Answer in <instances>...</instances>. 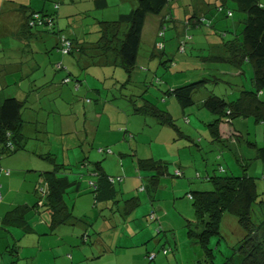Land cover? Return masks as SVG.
I'll return each instance as SVG.
<instances>
[{
  "label": "rangeland",
  "instance_id": "374dc122",
  "mask_svg": "<svg viewBox=\"0 0 264 264\" xmlns=\"http://www.w3.org/2000/svg\"><path fill=\"white\" fill-rule=\"evenodd\" d=\"M17 1L21 3L25 1L24 3L27 5L31 3L33 6L40 9L46 7L47 10L53 11L55 20L58 21L57 28L61 30L60 32L72 41H76L75 45L72 47L74 53H64V50H61L60 47L56 46L58 42L59 44H62L59 41L58 35L49 31H42L43 38L41 41L36 42L34 49L37 52L35 55L38 59L49 63L51 67L53 64H55V67H58L59 64H64L65 60L70 68L76 74H80L83 78H86L84 82L87 80L92 87L95 86L93 85L96 80L94 77H100L98 80L101 84H97V87L102 89L101 93L97 94L91 90L93 91V95H88V97L92 98L90 102L79 98L82 97L85 90L82 86V91L77 92L78 87L76 85L77 91L75 93L78 96L76 105L82 106L83 103H88V105L93 106L103 104V106L99 108L97 114L91 115L95 124L101 122L97 120V118L102 115V125H106L108 121L111 129L118 130L123 126V129H121L122 134L126 132V130H131L134 133L133 138L129 137L125 139V151L121 155L122 157L118 155V159L124 163L121 164L122 168L124 165L129 168L131 166V161L134 162L133 158L135 156H132V153H134L132 147H134V149L135 147H138L140 150L138 157L147 158L149 157V153L145 147L147 146V148H149L150 146H154L156 147V150H158L160 158L165 156L163 160L172 163V161H174L172 158L174 154L177 153L178 150L180 151V148H182L183 145L191 143V146H186L182 151L186 156L188 155L190 160V163L185 162L183 165L188 169L186 170L185 176H165L162 178L157 194L159 200H157V202L155 201L154 204L157 208L162 206L160 222H163L164 227H161L159 221L156 228H154V224L152 225L154 233L149 242L150 245L148 246L150 251L148 258L152 259V257L154 258L157 254L158 261H160L161 258H164L165 260L168 258L172 264H197L198 260L203 258L204 250L202 246L198 244L199 241L197 238L189 235L188 225L190 221H193L192 225L196 227V230L200 231L203 227L194 222L196 220V213L193 200L189 197V192L193 190L213 188L208 175H211L214 172L219 174L222 173L220 170L221 165L224 166L227 173L241 175L243 173L242 165L236 160L235 152L243 156L247 163V160L250 157L255 156L256 153V150L248 143V141H255L259 146H264V131L263 128H260L257 125L253 117L241 118L235 121V127H237V130L242 131V135H230V137H227L223 142H215L213 141V134L210 126V122L214 121L215 115L204 107H201V100L206 93V90L202 89L196 92L194 95L196 104L186 108L185 111L182 109L175 96L167 94V90L188 80H199L206 75L205 72L213 75L217 74L222 79L223 82L221 84H210L208 86L217 94L225 92L226 87L228 86L227 82L234 83L235 87H238L237 89L241 88L243 84L247 85L246 87H249L253 74L252 67L249 64L244 66L245 72H243V74L236 72V69L228 62H219L217 65L211 66L208 65L207 62L202 61L199 55L202 53V56H206L211 50L206 49L201 52L197 49L199 44L207 46L210 44H221L223 39L231 38L232 32L238 33L242 28V23L240 21L243 14L235 10L233 11V15L229 16L223 14L221 11H215L213 9L214 15L212 20H206L203 26L188 29L186 33H182L184 26L181 23L173 24L172 22L167 21L165 24L166 47L164 55L163 51L156 48V38L158 37L157 30L161 29L162 19H164L169 13L168 11L171 10L173 15L178 18L179 22H181L187 14L192 13L194 9L193 7L195 6V0H173L171 2V7L167 6L160 15L151 14L147 16L142 33L137 65L135 66L133 73H127V71L120 65H107V63H105L103 65L92 64L90 66V72L94 75H88L84 68L86 58H82L77 43H79L80 40L88 42L89 44L87 43L86 45V51L91 55H96L97 51H100L99 47L95 44L101 35L100 29L102 24L100 21L117 19L121 13L129 12L136 6V0H107L108 4L103 7H97L96 0ZM210 2H214V0H210ZM57 5H59V7H57ZM203 6L202 0L197 1L198 9ZM233 7H235V5L231 6V8ZM64 12H71V14L65 17L59 16V14L62 15ZM6 15H9V12H7ZM7 19L8 18L5 15L0 16V30L3 25L8 24ZM172 25L175 26V28H173ZM213 26L219 31L215 32ZM225 28L230 29L231 33L224 34L222 30ZM8 33L9 32L5 33L3 37H0V60L3 61L16 54L14 51L8 50V47L16 46V44L13 43V37ZM188 33L192 34L191 39L186 38ZM183 34L184 36L182 38L181 35ZM78 36H82V38ZM62 37L63 36H61V38ZM185 39L187 40V43H184V41H186ZM181 43H184L186 49L183 45L181 46ZM36 46L38 47V50H36ZM4 50L6 53L2 54ZM28 51L31 50L29 49ZM162 54L164 56H162ZM24 55H27V53ZM165 56L166 60L163 62L162 57ZM167 56L173 57L174 62L167 60ZM97 58L96 55V58H94L96 59L95 61H99ZM166 64H169L168 67ZM64 65L66 66V64ZM13 77L14 76H12V78ZM103 88H106V90ZM231 94L234 95L230 98H235L237 96V93H234L233 91H231ZM61 95H63V97H61ZM61 95L59 94V91L53 92L51 93V97H56V99L50 100V97L45 96L42 98V103L43 105H46L47 108H61L63 109V112H66L67 108L64 103L71 102L70 98L72 95L67 96L66 92ZM141 95H144L145 98L155 102L160 108L169 110L178 129L174 126L164 127L157 121L154 122L155 118L150 115L134 116V105L131 100H134L138 105H141L144 102V100L140 98ZM260 97L264 99V89L260 92ZM136 117L140 118L137 119ZM146 117H148V123H145ZM223 124H225V131L228 125L233 126L229 122H222L220 128H222ZM130 126H133L135 129H131ZM178 130H180L181 133ZM84 132L86 133L85 130ZM87 132L92 134L90 127L87 128ZM93 132H95L94 129ZM117 132L118 131H114L107 136L104 130L101 129L98 136V143L106 144L105 140L108 139L109 145L112 144L116 141ZM185 133H191L193 139H189L185 136ZM127 135H129V133H127ZM68 137L71 141L74 140L72 144L77 146L75 150L79 155L81 153L83 155H88L92 152L91 150L89 151V149L85 150L88 147L86 143H81L82 140L88 139L86 134L83 135L82 139H80L77 133ZM131 139L134 141L133 143H130ZM47 141H51V139L47 138ZM55 142L58 141L55 140ZM167 142H169V147L173 145L174 147L169 149L160 147L161 144ZM32 144H35V142H30L28 148L31 149ZM93 151L102 153V156H104L103 162L105 163L109 157L113 156L111 153L115 150L106 145L104 147H98L96 145L94 146ZM144 155L146 157H144ZM25 158V162H27L26 164L35 168H40L36 167L38 166V163L45 164L47 162L44 158H38L32 154L25 155ZM92 160L96 161V159ZM255 161L256 160L250 161L248 173L256 177L258 191L261 198L264 199V169L260 166L263 162H257L260 163L257 164ZM172 165L171 170L175 171V162H173ZM3 167L6 169L12 168L8 165H4ZM112 168L114 170L116 169L115 166ZM141 185L142 183H139V180L135 179L130 188L131 192L130 190L126 191V197L124 198L140 195L143 202L137 209L141 216H143L146 214L143 209L146 194L141 190ZM253 209V216L258 220V206L255 205ZM166 212L168 213L167 215ZM235 218L234 215L225 213L224 220L221 224V235L212 239L211 246L214 247L216 252V264H222L225 258L231 255L233 247L238 244L244 235H239L238 224L233 223V219ZM140 221H147V219L142 217ZM150 222L154 221L151 220ZM143 230L144 229H142V231ZM146 246L147 245L145 244L143 247Z\"/></svg>",
  "mask_w": 264,
  "mask_h": 264
},
{
  "label": "crops",
  "instance_id": "0c3cea01",
  "mask_svg": "<svg viewBox=\"0 0 264 264\" xmlns=\"http://www.w3.org/2000/svg\"><path fill=\"white\" fill-rule=\"evenodd\" d=\"M24 2L0 0V16L5 15L8 18V24L3 25L0 30V37L9 32L8 34L13 37V43L16 44L14 47H8L9 51H14L16 54L4 61L0 60V104L9 96L27 100L22 113L23 131L27 138L26 149L10 155L0 156V187L2 192V199H0V264H172L168 258L167 261L164 258L158 261L157 254L152 259L148 258L150 255L149 242L154 233V228L157 227V223L161 221L162 216V206L157 208L154 204L155 201L159 200L157 198L158 192L154 200L148 197L145 198L143 209L146 214L144 213L143 216H141L138 209L129 216H124L122 210L124 202L122 200L116 204L114 201L95 202L94 185L91 183L97 180L96 174L93 172L96 162H101L109 175L122 176L120 180L116 179L114 183L116 189L121 191L117 199L126 197V191L130 190L135 179L139 180V183H143L144 178L136 168V158L140 154L138 147H135V149L132 147L136 157L133 158L134 162L131 161L129 168L125 165L122 168L123 161L118 159V155L121 156L125 151V139L133 138L134 133L131 130H126L122 134L121 129H123V126L118 130L111 129L108 121L106 125H102V115L97 118L101 122L95 124L91 115L97 114L103 104L96 106L88 105V103H83L82 106L76 105L78 97L75 93L77 91L76 85L78 87L77 92L82 91V86L85 90V93L79 98L90 102L92 98L88 95H93V91L97 94L101 93L102 89L97 87V84H101L98 80L100 77H94L96 80L93 85L95 86L92 87L90 82L87 80L84 82L86 78L76 74L65 60L64 64L66 66L59 64L58 67H55V64H53L51 67L49 63L38 59L35 55L37 52L34 49L36 42L41 41L43 38L42 32L34 30L33 34H28L22 31L25 17L20 5L26 4ZM28 5L40 10L31 3ZM43 8L46 9V7ZM7 12H9V15H6ZM69 14L71 12H64L59 16L65 17ZM78 37L82 38V36ZM156 39L157 44L158 37ZM83 43L84 45L87 44L86 41L80 40V44ZM59 45L58 42L56 46L59 47ZM85 47L87 48V46ZM29 49L31 51H28ZM36 50H38L37 46ZM4 53H6L5 50L2 54ZM25 53L27 55H24ZM100 53L101 51H97L98 58ZM80 54H82V58H86L84 67L86 72L88 75H94L90 72V66L92 64L96 65V59H94L96 55H91L88 51L84 54L80 52ZM12 76L14 77L12 78ZM67 76L74 80L65 82ZM103 89L106 90V88ZM56 91H59L60 95L64 92L67 96L72 95L71 102L64 103L67 108L66 112H63L61 108H47L42 103V98L45 96L50 97V100L56 99V97H51V93ZM134 116L144 115L134 114ZM136 118L139 119L140 117ZM145 123H148V117H146ZM231 125L233 126H227L226 131L224 130L225 124L220 128L222 138L226 139L230 135L240 133L234 124ZM257 125L263 128L264 131L263 123H257ZM133 126H130V128L135 129ZM162 126L166 127L165 125ZM88 127L91 128L92 134L87 132ZM93 129L95 132H93ZM101 129L104 130L107 136L114 131H118L116 141L110 145L108 139L105 140L106 144L98 143ZM75 133L80 139L86 134L88 139L82 140L81 143L88 145L85 150H91L90 154L83 155L81 153L79 155L75 150L77 146L72 144L74 140L71 141L68 137L73 136ZM185 136L193 139L191 133H185ZM47 138L51 141H47ZM55 140L58 142H55ZM30 142H35V144H32L31 149L28 148ZM133 142L131 139L130 143ZM190 144L183 145L180 148L181 150H178L172 157L174 160L172 163L175 162L176 165H180L185 174L188 169L183 165L185 162L190 163V160L188 155L186 156L182 151L186 146H191ZM96 145L98 147L106 145L114 149L115 151L111 153L113 156L109 157L104 163L102 153L93 151ZM168 145L169 142L161 144L160 147L164 149L174 147V145L171 147ZM145 149L148 150L149 157L165 158V156L159 157L158 150L154 146L149 148L146 146ZM48 152L55 154L59 163L70 167L64 171L68 173L71 179L80 180L76 189L69 190L65 194L66 202L74 216L70 219V222L68 221L57 228L51 226L52 211L46 205V196L41 191L42 188L46 187L41 172L52 169L53 165L49 162L45 164L38 163L36 167L40 168L33 166L32 168L25 162V155L27 154L39 158V154ZM144 157L146 156L144 155ZM92 159H96V161ZM257 162L262 161L256 160L255 163ZM4 165L12 168L6 169V166L3 167ZM114 166L116 167L115 170L112 168ZM260 166L264 169V162ZM7 171H10V174H6ZM19 205L27 208L19 212L21 216L15 221L5 222L4 218L7 212ZM149 210H152L151 213L154 210L153 214L155 215L148 216ZM142 217H145L147 221H140ZM151 220L154 222H150ZM233 223L238 224L239 235L244 234L236 218L233 219ZM153 224L155 225L154 228ZM160 225L164 227L163 222H160ZM142 229L144 230L142 231ZM86 233L88 234L86 235ZM145 244L147 246L143 247Z\"/></svg>",
  "mask_w": 264,
  "mask_h": 264
},
{
  "label": "trees",
  "instance_id": "16d2710c",
  "mask_svg": "<svg viewBox=\"0 0 264 264\" xmlns=\"http://www.w3.org/2000/svg\"><path fill=\"white\" fill-rule=\"evenodd\" d=\"M172 1L136 0V6L129 12L121 13L117 19L101 20V35L99 40L95 42L101 53L97 58L99 61H95V63L99 65L105 63L107 65H120L127 73H133L137 65L147 16L151 14L160 15L167 6L171 7ZM197 1L199 0H195L192 13L187 14L183 21L179 22L171 10L162 19L161 29L164 30V36H158V41L163 42L164 46L160 49L156 45V48L163 51L165 55V24L167 21L173 24L181 23L184 26L183 31H181L186 33L188 29L199 28L205 24L206 20H212L213 9L229 16L233 15L235 10L243 14L240 21L242 28L238 33L232 32L231 38L223 39L221 44H210L208 46L200 44L197 49L201 52L206 49L211 50L206 56H202V53L199 52L201 53L199 54L200 59L211 66L217 65L219 62H228L236 69V72L243 74L245 72L244 66L249 64L253 72L250 86L246 87L247 85L243 84L241 88L237 89L238 87H235L234 83L227 82L228 88L226 87L225 92L217 94L208 86L210 84H221L222 79L217 74L213 75L205 72L206 75L199 80H188L167 90V94L175 96L185 111L186 108L196 104L195 93L205 89L206 93L202 97L201 107L215 115L214 121L210 122L213 141L223 142L225 138H222L220 131L222 122L235 125V121L238 119L253 117L257 123L264 124V99L260 97V92L264 89V0H214V2L202 0L204 6L200 7L201 9L197 8ZM107 4V0H96L97 7H103ZM232 5H235V7L231 8ZM20 9L25 17L22 25L23 32L33 34L34 30L49 31L58 35L61 43V36L65 35L57 28L58 21L55 20L53 11L44 8L34 9L26 4H21ZM34 13H40L42 23L33 21ZM46 18H50L51 22L47 21ZM172 27L175 28L173 25ZM213 28L215 32L219 31L214 26ZM222 32L227 34L231 33V30L225 28ZM187 35V39L192 38V34L188 33ZM183 36L184 34L181 35L182 38ZM71 42L74 46L76 41L71 40ZM184 43H187V40ZM184 43H181V46L184 47ZM77 44L79 45V51L83 54L86 53L85 46L87 44H80V42ZM59 47L61 49V44ZM70 52L74 53L73 48ZM164 55L162 54V56ZM167 57V60L174 62L173 57ZM165 58L166 56L162 57L163 62H165ZM168 65L166 64L167 67ZM69 80L74 79L67 76L64 81L69 82ZM231 91L237 93L235 98H230L234 95L231 94ZM140 98L144 100L141 105L131 100L135 114L153 116L159 124L174 126L178 129L169 110L160 108L155 102L145 98L144 95H141ZM26 102V99L9 96L0 104V156L10 155L26 149L27 138L23 131L24 120L22 117ZM178 131L181 133L180 130ZM239 132V136L243 134L242 131ZM248 143L254 147L256 153L255 156L247 160V163L243 156L235 152L236 160L242 165L243 173L241 175L229 174L221 165L220 170L222 173L214 172L208 175L213 188L189 192L196 213L194 222L203 227L202 230L198 231L192 225L193 221H190L188 225L189 235L196 237L199 241L198 244L204 250L203 258L199 259L197 264H216V252L214 247L211 246V242L214 237L221 235V224L225 213L232 214L237 218L244 235L238 244L233 247L231 255L227 256L222 264H264V199L261 198L258 191L256 177L248 173L251 160L264 162V146H259L255 141H248ZM39 156L53 165L52 169L41 172L46 183V187L42 188L41 191L46 196V205L52 211L51 226L57 228L68 221L70 222V219L74 216L66 202L65 194L69 190L76 189L80 180H73L68 173H65L64 170L70 167L59 163L55 154L48 152L39 154ZM132 156L136 157V154L132 153ZM172 166L171 162L163 159L154 157L136 158V168L144 178L141 190L145 192L146 197L154 200L162 178L165 176H185V171L180 165H174L175 171L171 170ZM93 172L97 177L96 182L91 183L94 185L93 193L96 203L114 201L116 204L122 200L124 202L122 208L124 216H129L142 204L143 200L140 195L117 199L121 191L116 189L114 183L116 179L120 180L122 176L109 175L101 162L95 163ZM6 174H10V171H7ZM255 205L258 206V220L253 216ZM26 208L20 207V205L12 208L5 215L4 221H15L21 216L19 212ZM153 213L149 216L155 215Z\"/></svg>",
  "mask_w": 264,
  "mask_h": 264
},
{
  "label": "built area",
  "instance_id": "2783aa9c",
  "mask_svg": "<svg viewBox=\"0 0 264 264\" xmlns=\"http://www.w3.org/2000/svg\"><path fill=\"white\" fill-rule=\"evenodd\" d=\"M33 21L34 22H39V23H42V19H41V15H40V13H34L33 14ZM47 19V21H49V22H51V19L50 18H46ZM158 36H160V37H162V36H164V30L163 29H161V30H159V32H158ZM61 49L62 50H64V53H69V51L72 49V47H73V44H72V42H71V40L69 39V38H67V37H65V36H63L62 38H61ZM157 47L158 48H163V46H164V43L163 42H161V41H157ZM113 180V179H112ZM0 199H2V193H1V190H0Z\"/></svg>",
  "mask_w": 264,
  "mask_h": 264
},
{
  "label": "clouds",
  "instance_id": "9594fccd",
  "mask_svg": "<svg viewBox=\"0 0 264 264\" xmlns=\"http://www.w3.org/2000/svg\"><path fill=\"white\" fill-rule=\"evenodd\" d=\"M159 32V31H158Z\"/></svg>",
  "mask_w": 264,
  "mask_h": 264
}]
</instances>
